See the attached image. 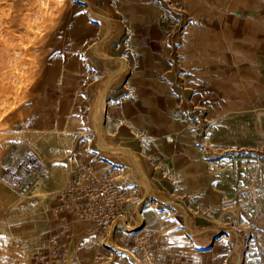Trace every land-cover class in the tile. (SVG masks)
Wrapping results in <instances>:
<instances>
[{"label": "rangeland", "instance_id": "374dc122", "mask_svg": "<svg viewBox=\"0 0 264 264\" xmlns=\"http://www.w3.org/2000/svg\"><path fill=\"white\" fill-rule=\"evenodd\" d=\"M233 4L0 0V264H36L84 173L114 213L75 224L70 264L123 238L141 264H264V108Z\"/></svg>", "mask_w": 264, "mask_h": 264}, {"label": "crops", "instance_id": "0c3cea01", "mask_svg": "<svg viewBox=\"0 0 264 264\" xmlns=\"http://www.w3.org/2000/svg\"><path fill=\"white\" fill-rule=\"evenodd\" d=\"M231 11L219 12L220 14H231L235 16L237 22V33L239 39L245 46V57L235 58L236 63H250L251 73L242 75L240 78L247 86L248 93L255 104L264 108V0H233ZM223 56V58H222ZM231 59L227 54L220 52L219 65L214 67L213 74L218 79H225L232 76L233 68L227 65ZM123 247L114 249L117 253L113 260L98 253L96 260L93 259V250L83 247L81 261L79 264H141L140 261L132 257V261H127L122 254H128V249L132 248V240L123 238ZM105 259V260H104ZM159 264V262H156ZM169 264V263H167Z\"/></svg>", "mask_w": 264, "mask_h": 264}, {"label": "built area", "instance_id": "2783aa9c", "mask_svg": "<svg viewBox=\"0 0 264 264\" xmlns=\"http://www.w3.org/2000/svg\"><path fill=\"white\" fill-rule=\"evenodd\" d=\"M25 173L36 176L37 168L31 156H27L19 164ZM13 184L16 179L12 178ZM113 179L107 181V187ZM24 184H18L22 187ZM109 189V188H107ZM99 190V181L92 174L84 173L79 182L74 183L70 189L62 194L58 212L62 216V228L57 227L50 244L40 253L36 264H70V243L73 237L74 226L81 220L91 219L96 223L110 222L113 210V201H104Z\"/></svg>", "mask_w": 264, "mask_h": 264}, {"label": "bare ground", "instance_id": "6f19581e", "mask_svg": "<svg viewBox=\"0 0 264 264\" xmlns=\"http://www.w3.org/2000/svg\"><path fill=\"white\" fill-rule=\"evenodd\" d=\"M109 22V21H108ZM110 35V34H109ZM36 149V154L38 155V157L43 161V162H46L47 161V159H46V155L44 154V152L42 151V148H35ZM110 149H113V150H115V152H122V151H125V149L124 148H122V147H116V148H114V147H112V148H110ZM129 150V149H128ZM132 155V154H131ZM145 179H146V177H145ZM147 180V179H146Z\"/></svg>", "mask_w": 264, "mask_h": 264}]
</instances>
